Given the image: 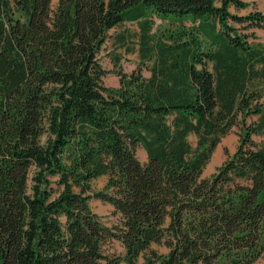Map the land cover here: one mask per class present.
<instances>
[{"label":"trees","instance_id":"obj_1","mask_svg":"<svg viewBox=\"0 0 264 264\" xmlns=\"http://www.w3.org/2000/svg\"><path fill=\"white\" fill-rule=\"evenodd\" d=\"M231 6L247 3L0 0V264H251L264 253V43L240 31L264 15ZM125 22L139 24L150 75L118 72L107 87L99 54ZM235 125L236 151L202 178ZM91 199L112 206L113 228ZM109 239L122 256L103 253Z\"/></svg>","mask_w":264,"mask_h":264},{"label":"rangeland","instance_id":"obj_2","mask_svg":"<svg viewBox=\"0 0 264 264\" xmlns=\"http://www.w3.org/2000/svg\"><path fill=\"white\" fill-rule=\"evenodd\" d=\"M247 3V7L244 9H236L231 6L229 11L232 14L236 15H247L251 12L259 11L264 14V0H242ZM57 0H51V8L54 9L56 6ZM220 4V0H216V5ZM160 25L156 21L153 30L157 29V26ZM237 28H241L242 25L232 24ZM241 33L248 35V41L250 43H264V27L252 28V29H240ZM117 35H122L125 39L124 44H121L117 38H114ZM138 36H139V24L137 22H125L118 26L115 29L110 31V38L106 42L104 48L99 54L100 63L107 71V74L104 78V84L107 87H117L119 83V77L117 76L118 72L125 74H130L136 70H139L143 77H148L150 75L149 71L145 66H139L138 59ZM116 39L117 41H115ZM257 116L248 117L246 119L247 124L256 122ZM240 125H235L229 134L225 136L218 146L213 151L208 163L204 166L202 171V178H210L214 175L217 169L228 160L236 151L238 146L239 137H240ZM189 142L194 147L196 138L194 135L189 136ZM253 141L260 145L263 142L261 136L254 135L252 137ZM135 155L140 162H145V152L140 147L137 146L135 149ZM106 176H101L92 180L91 189L93 192L104 191L106 185ZM52 187L55 190L57 186L55 184L56 177L51 178ZM91 210L98 216L101 222L107 228H113L118 223V216L114 214L113 208L111 205L102 202L98 199H91L89 201ZM151 249L156 250L159 253H166L167 249L163 246L152 244ZM102 251L105 255L108 256H122L124 254V248L120 242L109 239L106 240L102 245ZM140 264V263H139ZM251 264H264V253L257 258Z\"/></svg>","mask_w":264,"mask_h":264},{"label":"crops","instance_id":"obj_3","mask_svg":"<svg viewBox=\"0 0 264 264\" xmlns=\"http://www.w3.org/2000/svg\"><path fill=\"white\" fill-rule=\"evenodd\" d=\"M244 2V1H243ZM263 14V13H262ZM264 15V14H263ZM264 27V26H263Z\"/></svg>","mask_w":264,"mask_h":264}]
</instances>
